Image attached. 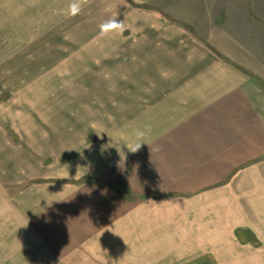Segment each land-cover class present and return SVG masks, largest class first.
Returning a JSON list of instances; mask_svg holds the SVG:
<instances>
[{
    "label": "crops",
    "instance_id": "obj_1",
    "mask_svg": "<svg viewBox=\"0 0 264 264\" xmlns=\"http://www.w3.org/2000/svg\"><path fill=\"white\" fill-rule=\"evenodd\" d=\"M207 1L144 10L138 39L115 50L108 102L130 132L117 160L107 145L39 189L28 225L53 264H264V83L187 33L195 15L233 24Z\"/></svg>",
    "mask_w": 264,
    "mask_h": 264
},
{
    "label": "rangeland",
    "instance_id": "obj_2",
    "mask_svg": "<svg viewBox=\"0 0 264 264\" xmlns=\"http://www.w3.org/2000/svg\"><path fill=\"white\" fill-rule=\"evenodd\" d=\"M70 2L0 0V264H53L28 225L43 200L39 189L88 153L98 157L111 145L117 160L125 147L129 114L108 100L122 83L115 50L126 55L138 39L144 10L179 13L196 3L209 12L207 0H83L71 16ZM213 2L215 13L237 14L233 24L195 15L200 31L187 33L219 51L221 61L234 58L264 76V0ZM110 18L124 21V31L102 36L100 25Z\"/></svg>",
    "mask_w": 264,
    "mask_h": 264
},
{
    "label": "clouds",
    "instance_id": "obj_3",
    "mask_svg": "<svg viewBox=\"0 0 264 264\" xmlns=\"http://www.w3.org/2000/svg\"><path fill=\"white\" fill-rule=\"evenodd\" d=\"M83 0H71L70 4L68 5V14L71 16L78 15L82 8ZM124 31V21L117 20L116 18H110L104 21L100 25V34L102 36L107 35L111 32H123ZM150 130V129H149ZM145 131L143 130H136L135 136L139 139L145 135ZM141 144H138L133 150L135 152L139 149Z\"/></svg>",
    "mask_w": 264,
    "mask_h": 264
}]
</instances>
